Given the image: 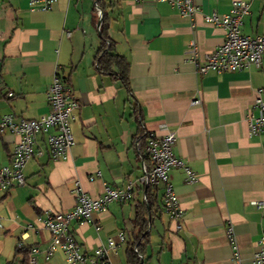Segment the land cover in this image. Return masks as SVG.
Here are the masks:
<instances>
[{"label": "crops", "instance_id": "1", "mask_svg": "<svg viewBox=\"0 0 264 264\" xmlns=\"http://www.w3.org/2000/svg\"><path fill=\"white\" fill-rule=\"evenodd\" d=\"M99 1L112 48L128 63V87L96 68ZM231 1L194 0L197 11L188 20L153 0H56L47 11H30L27 0H1L0 116L47 114L45 92L55 74L79 106L70 120L68 154L52 160L39 134L23 168L24 183L0 194V264L19 262V239L38 249L37 264H67L60 251L45 253L46 213L71 209L76 188L96 198L105 185L121 188L129 182L131 198L69 223L81 252L90 254L123 235L125 242L109 254L110 264H127L133 241L140 242V264H253L264 232V207L251 204L264 200V128L250 135L246 118L249 110L257 114L252 107L257 98L264 101V62L200 74L185 51L193 41L202 56L223 42L224 29L202 15L227 13ZM245 1L249 10L241 33L264 35V0ZM166 131L175 134L172 153L183 162L167 172L182 209L179 231L162 209L161 185L149 204L138 180L145 158L135 149L137 137ZM16 139L0 133V165L9 162ZM185 168L193 181H186ZM227 225L238 260L225 236Z\"/></svg>", "mask_w": 264, "mask_h": 264}, {"label": "built area", "instance_id": "2", "mask_svg": "<svg viewBox=\"0 0 264 264\" xmlns=\"http://www.w3.org/2000/svg\"><path fill=\"white\" fill-rule=\"evenodd\" d=\"M55 1L27 0V4L30 11H47ZM153 1L168 3L188 20H191L197 11L194 0ZM248 6L245 0H232L227 13L218 15L212 12L202 15L204 22L224 29V40L219 46L202 56L199 55L198 47L193 41L187 44L186 59L194 64L197 73L238 71L248 68L250 65L259 67L264 62V35L250 36L241 33L240 30L242 19L248 13ZM45 96L49 107L47 114L35 119L17 118L10 113L0 116V133L8 131L17 136L9 162L0 165V194L12 186L24 183L23 168L33 152V146L36 144L39 134L45 136L47 152L52 160L64 158L73 145L70 120L79 104L71 88L55 74ZM192 103H198V100H193ZM252 107L257 110V114L254 115L251 110L248 111L246 118L247 133L250 135L258 134L264 128V101L257 98ZM140 138L137 137L134 144L137 151H140L141 147ZM174 142L175 134L171 131H166L160 136L151 132L143 135L140 156L142 159L144 157L145 161H141V175L138 180L144 186L157 187L161 185L162 209L173 222V230L179 231L182 222V209L167 175L170 166L183 167V162L172 153ZM42 153L43 150H37L38 155ZM185 170L186 181H193L191 172L187 168ZM131 192H133V183L131 182L121 188L105 185L102 195L96 198L87 196L76 188L73 193L77 201L71 209L64 212L60 210L46 213V217L43 219V226L50 233V242L45 250L46 255L60 251L67 264H110L109 254L114 253L116 248L125 242L123 235L116 238L110 237L104 245L97 247L90 254H85L81 252L80 245L68 226L73 220H89L91 213L104 210V207L110 202L131 198ZM251 204L256 208H262L264 207V200L252 201ZM232 230V226L227 225L225 236L232 246L233 259L238 260L239 254ZM25 247L19 239L16 248ZM37 252L36 247H29L28 264H37L35 258ZM251 259L253 264H264V232L261 233L256 242V249L252 253Z\"/></svg>", "mask_w": 264, "mask_h": 264}, {"label": "trees", "instance_id": "3", "mask_svg": "<svg viewBox=\"0 0 264 264\" xmlns=\"http://www.w3.org/2000/svg\"><path fill=\"white\" fill-rule=\"evenodd\" d=\"M96 6L99 9H101V11L103 12V16H102L100 25L98 27L99 47L96 51V55L94 58L96 68L100 72L111 73L113 76H115V78L119 79L124 86L128 87L127 86L128 63L124 57H122L119 54H116L115 51L113 50L112 43L109 40L108 35H107L106 13L100 1L97 3ZM139 142L142 147L143 136H141V138L139 139ZM141 147L139 149L140 151H138L139 154H141V151H142ZM156 188L157 187H153L150 185L146 186L145 190H146L147 201L149 197L152 195V193L153 195L155 194L157 190ZM148 203L150 204V201H148ZM141 230L142 229H140V231ZM144 236L145 234H143L142 237ZM136 238L138 239V236H136ZM139 243L140 242H138L137 244L136 241H133L130 243L128 247L127 264H140V258L138 256L139 255ZM28 251H29V247H25L22 249H16V254H19L21 256L19 262L14 263L13 261H9L6 264H28Z\"/></svg>", "mask_w": 264, "mask_h": 264}, {"label": "water", "instance_id": "4", "mask_svg": "<svg viewBox=\"0 0 264 264\" xmlns=\"http://www.w3.org/2000/svg\"><path fill=\"white\" fill-rule=\"evenodd\" d=\"M101 19H102V14H101V11H99V18L97 22L98 26L100 25Z\"/></svg>", "mask_w": 264, "mask_h": 264}]
</instances>
